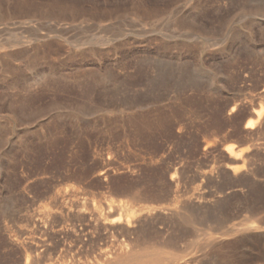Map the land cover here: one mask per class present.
Here are the masks:
<instances>
[{
	"label": "rangeland",
	"instance_id": "374dc122",
	"mask_svg": "<svg viewBox=\"0 0 264 264\" xmlns=\"http://www.w3.org/2000/svg\"><path fill=\"white\" fill-rule=\"evenodd\" d=\"M110 263L264 264V0H0V264Z\"/></svg>",
	"mask_w": 264,
	"mask_h": 264
},
{
	"label": "bare ground",
	"instance_id": "6f19581e",
	"mask_svg": "<svg viewBox=\"0 0 264 264\" xmlns=\"http://www.w3.org/2000/svg\"><path fill=\"white\" fill-rule=\"evenodd\" d=\"M234 106V105H233ZM236 107V106H235ZM231 111H233V107H231V109H230ZM260 111V110H259ZM252 112V111H251ZM258 112V111H257ZM256 112V113H257ZM230 113V112H229ZM250 113V112H249ZM255 114V113H254ZM253 114V116L255 117V115ZM260 115V114H259ZM259 116H256V118H250L252 121H246L245 122V125H244V128H248V129H251L252 127H253V124L256 122V121H258V120H261V119H259L258 118ZM263 117V116H262ZM249 119V120H250ZM258 119V120H257ZM257 123V122H256ZM259 124H261V121H260V123ZM255 125V124H254ZM263 125V124H262ZM253 129V128H252ZM251 129V130H252ZM250 135V134H249ZM231 149H232V147L231 146H228L225 150L227 151V152H229V158H232L233 160H234V157H232V155H231ZM236 158V157H235ZM238 159V158H237ZM229 160V159H228ZM230 161V160H229ZM231 162V161H230ZM81 209V208H80ZM80 211V210H79ZM81 212H83V211H81ZM112 215V214H111ZM110 215V216H111ZM96 216V215H95ZM119 220V219H118ZM116 221V220H115ZM114 221V222H115ZM122 221V220H121ZM127 221V220H126ZM117 223L119 222V221H116ZM116 222H115V224H116ZM127 224V223H126ZM263 224V223H262ZM116 225H118V224H116ZM115 228V227H114ZM120 228V227H119ZM123 230V229H122ZM127 230V229H126ZM12 240V239H11ZM129 253V252H128ZM25 263H27V258L25 259ZM111 264V263H110Z\"/></svg>",
	"mask_w": 264,
	"mask_h": 264
}]
</instances>
